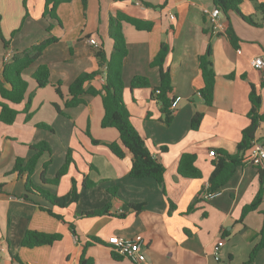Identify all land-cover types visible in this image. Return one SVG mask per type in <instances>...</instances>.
Instances as JSON below:
<instances>
[{"label":"crops","instance_id":"0c3cea01","mask_svg":"<svg viewBox=\"0 0 264 264\" xmlns=\"http://www.w3.org/2000/svg\"><path fill=\"white\" fill-rule=\"evenodd\" d=\"M45 4L46 0H0V30L10 43L6 49L0 38V73L5 61L15 53L49 37L56 38L23 72L29 85L25 101L13 104L0 96V103L18 111L12 125L0 121V264H78L84 245L92 238L103 242L87 249L86 255L94 259V264H135L125 258L114 259L109 242L116 236L138 234L146 239L144 264H264V249L254 261H249L260 242L264 200L239 222L243 208L252 203L261 189L259 168L264 171V165L258 167L249 162L251 149L244 166L213 199L198 200L219 172L211 153L221 149L235 153L243 130L251 123L248 114L252 109V87L262 97L260 111L264 114V69L253 65L257 58L264 60V10L256 7L264 0H244L240 6V12L251 17L255 25L245 22L235 11L221 13L225 28L220 33L212 30L206 17V11L215 8L213 0H72L58 7L59 22L45 16ZM118 14L154 24L148 31L123 23L128 49L123 98L133 125L166 168L164 186L151 178H130L133 156L129 151L125 150V157L120 159L103 144L92 142V138L101 143L120 142L115 128L102 127L105 110L101 96L89 98L87 105L65 106L74 80L98 69V49L111 55L114 42L108 34L110 19ZM50 26L52 30L48 32ZM229 28L240 39L238 48L232 46L226 34ZM90 39L98 45L90 44ZM163 43L171 48L165 61V68L171 69L173 75L169 97H181L170 125L163 123L162 106L152 96L161 85V73L151 63ZM210 45L216 84L213 106L207 107L199 94L204 86L199 57ZM40 66L48 67L53 84L62 83L63 97L53 85L37 88L33 75ZM135 77L147 78L150 87L132 88ZM103 84L101 76L86 87L100 90ZM30 96L31 106L26 112ZM197 113H203L204 118L199 130L194 131L191 121ZM42 124L49 125L53 132L39 128ZM263 138L264 124L254 141L264 143L260 141ZM41 142L49 144L51 153L41 156L32 181L64 196L75 180L80 200L67 209L28 196L25 177L13 173L16 160H29L34 154L31 147ZM70 149L75 163L68 173L58 186L43 185L44 164L49 162L45 178L53 180ZM184 153L196 156L201 179L179 175ZM86 178L97 186L84 188ZM196 200L194 210L188 212ZM171 203L174 211L170 210ZM139 205H143L142 210L133 208ZM106 207L108 215L84 216ZM48 209L63 216L64 222L50 215ZM27 231L62 237L52 245L27 248L22 245ZM222 239L224 245L217 260Z\"/></svg>","mask_w":264,"mask_h":264},{"label":"trees","instance_id":"16d2710c","mask_svg":"<svg viewBox=\"0 0 264 264\" xmlns=\"http://www.w3.org/2000/svg\"><path fill=\"white\" fill-rule=\"evenodd\" d=\"M72 0H46L45 4V16H49L51 19L59 22V16L57 14L58 7L63 3H69ZM215 7L219 8L222 13L228 14L235 11L241 15V17L250 25H255L252 18L244 16L240 12V6L244 0H213ZM257 2L258 0H251ZM146 6L153 7L149 3H145ZM257 9L259 11L264 10V4H258ZM124 22L134 24L140 30L151 31L154 28L152 22H144L138 19L130 18L123 14H118L110 19L109 36L114 42V49L111 55H107L103 48L98 49L96 53V59L98 63V69L93 72H85L79 75L74 82L69 86V98L65 102L67 108H73L80 105H87L89 98L101 96L105 114L102 120L103 128H115L120 134V142L101 143L92 138L94 144H103L106 146L116 157L123 159L125 157V150L129 151L132 156V167L130 170V178L132 179H154L160 186H164V177L166 168L153 155L152 151L146 145L145 140L140 135L138 130L132 123L131 114L124 102V90L125 83L123 80V69L128 55V49L126 40L122 31ZM52 26L48 28V32H51ZM229 40L234 48L239 47L240 39L236 36L232 28H229L226 32ZM0 38L7 49L9 42L5 40L0 30ZM56 42L55 37H49L34 44L30 48L21 53H15L12 57L5 61L3 70L0 73V96L4 101H8L13 104H20L25 101L26 93L28 90V82L23 76V72L30 68L38 58L43 54L44 50L50 44ZM171 48L163 43L161 49L151 63V66L158 67L161 73V85L155 89L152 95L158 103L162 106L161 112L163 115V123L170 125L174 118V112L171 110L173 99H170L169 95L173 90V75L169 68H165V61ZM199 68L202 73L204 86L200 90L199 94L203 99L207 107H212L214 103V92L216 84V72L213 63V51L211 45L208 47L206 53L199 57ZM104 78V84L100 90L90 86L86 87L88 83H91L98 77ZM33 79L37 82V88H45L48 85H53L58 95L63 97L62 83L53 84L50 81V72L47 66H40L33 75ZM150 82L145 77H135L132 81V88H149ZM159 90L157 94L156 91ZM31 96L26 103L25 111L29 112L31 106ZM250 101L252 109L248 114L250 119V125L243 130L242 140L238 143L237 151L231 153L227 150L215 151L213 165L218 168V174L210 181L209 190L214 193H218L234 176L236 171L244 166L247 153L252 147V143L256 138L258 130L264 124V114L261 113L262 97L252 87L250 93ZM57 110L64 116L59 106L54 104ZM0 121L5 125H12L18 115V111L13 109L8 104L0 103ZM31 116V115H29ZM204 118L203 113H197L194 115L191 121V128L194 131L199 130ZM39 128L53 132V129L46 124L38 125ZM91 137V135L89 134ZM260 141H264L260 139ZM264 144V143H263ZM34 151L33 156L25 161L18 158L15 162L13 173H17L20 177H25V190L28 196L34 195L40 199L46 201L51 206L58 209H67L72 204H77L80 200V191L77 187L76 181L72 183L70 191L64 196H58L55 193L45 189L42 186H36L32 181V176L36 170L37 164L41 156L45 153H51V148L47 142H41L31 147ZM166 151V148L162 149ZM196 156L191 153H184L179 162L178 173L180 176L187 179H201L202 172L196 166ZM74 158L72 156V150L70 149L66 158V162L63 167L58 171L56 177L53 180H47L45 178V171L49 166V162L44 164V170L42 173V184H51L58 186L61 178L68 173V170L72 164H74ZM91 168L94 166L90 165ZM259 177L261 183V189L252 201V203L246 205L243 208L241 219L242 223L246 215L252 211L257 210L264 200V171L259 168ZM84 188L91 189L97 186V183L89 179H85L83 183ZM114 194L113 191H110ZM204 191L202 192L203 195ZM202 195L198 200L203 199ZM197 200L190 205L188 212H192L195 208ZM135 210L140 211L143 205L134 206ZM171 211L175 210V205L171 203ZM47 212L53 217L64 222L63 216L53 212L52 209H48ZM108 207L103 210L84 213L86 217H98L108 215ZM264 215V213H263ZM260 242L256 245L250 255L249 261L252 262L256 259L258 253L264 249V219L262 229L259 233ZM60 234H48L37 231H27L22 245L27 248L40 247L45 245H52L61 239ZM93 244H103V242L97 238H92L90 242L84 245L82 254L80 256L78 264H94V259L87 257V249ZM112 256L116 260H120L123 257L112 251Z\"/></svg>","mask_w":264,"mask_h":264},{"label":"built area","instance_id":"2783aa9c","mask_svg":"<svg viewBox=\"0 0 264 264\" xmlns=\"http://www.w3.org/2000/svg\"><path fill=\"white\" fill-rule=\"evenodd\" d=\"M221 10L217 7L210 11H206V17L208 23L212 30L215 32H222L224 30V23L221 20ZM173 18V16L171 17ZM90 44L97 46L98 42L95 39L89 40ZM253 65L258 69H264V60L262 58H257L253 61ZM159 93V90L156 91ZM181 101V97H176L173 99L171 110L176 111L178 104ZM211 156H215V152L211 153ZM249 162L255 166L262 167L264 165V144L258 141H253L252 147L249 155ZM210 185H206L204 193L202 195L203 199L211 200L217 193L211 192L209 190ZM110 245L113 252L117 253L119 256L135 263L144 264L146 263V239L143 235L138 234L133 237H113L110 239ZM224 245V239H222L218 245L216 251V259H220V249Z\"/></svg>","mask_w":264,"mask_h":264}]
</instances>
